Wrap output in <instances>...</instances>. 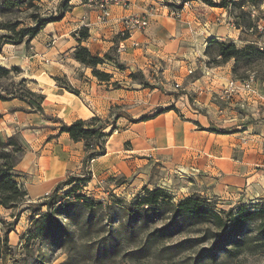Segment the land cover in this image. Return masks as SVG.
Segmentation results:
<instances>
[{
	"label": "crops",
	"instance_id": "1",
	"mask_svg": "<svg viewBox=\"0 0 264 264\" xmlns=\"http://www.w3.org/2000/svg\"><path fill=\"white\" fill-rule=\"evenodd\" d=\"M124 1L128 7L112 6L109 22L102 24L98 21L96 8L71 0L73 12H67L62 21L49 24L30 43L40 53L36 56L39 60L35 61L38 67L41 65V70L51 73L52 78L66 79L79 91L78 96L58 88L54 82V89L44 93L43 113L30 107L14 109L19 106L16 100L0 101L1 136H16L26 146L27 151L15 173L27 178L24 183L29 199L35 201L46 197L59 181L74 175L82 167L83 142L75 143L68 134H61L60 124H53L51 120L57 119L67 125L95 117L106 120L111 110L121 105L132 107L135 112L131 114L132 118L130 110L128 114L117 115L116 123L125 127L109 137L106 154L96 160L97 171L102 161L111 162V168L105 174L117 172L114 166L122 163L135 172L137 168L145 169L159 161L166 168L180 165L185 173L190 170L207 177L220 176L217 186L224 196L227 193L232 196L247 193L248 196L253 194L256 198H264V150L260 145L264 143V116H261L264 112V83L258 85V95L248 99L245 109L241 108L237 97L230 101L219 100L217 96L223 87L235 80V62L210 67L205 56L207 40L211 38L232 40L239 47L251 42L243 40L240 31L233 28L232 20H229L224 30L211 29L208 32L210 37L204 38L206 43L201 48L190 49L195 37L184 31L186 29L165 22L162 19L167 17L165 12L159 15V7L155 6L158 0ZM148 12L152 13L149 29L133 34L125 42L126 51L118 53V21ZM85 23L90 25V39L83 46L95 57L115 53L125 65L124 71L106 66L112 76L110 82L79 77L83 65L75 61L73 55L79 46L76 32ZM258 30L264 31L262 21L258 22ZM24 47L25 44L5 46L4 52L11 53L5 66L7 69L22 64L25 70L29 59L24 55ZM176 66L179 71L172 72ZM45 71L42 75L46 74ZM158 71L162 80L148 79L151 86L148 88L128 79L131 74L139 72L144 76L153 73V78ZM178 76L184 81V91L188 94L179 95L177 99L168 91L171 79ZM116 84L118 88L114 87ZM189 95L195 97V110L189 105L180 111V102ZM171 107L177 111H164ZM159 111L164 112L157 115ZM144 117L152 119L141 122ZM127 143H130L129 149L125 147ZM24 173H34L36 178L30 182L29 175Z\"/></svg>",
	"mask_w": 264,
	"mask_h": 264
},
{
	"label": "rangeland",
	"instance_id": "2",
	"mask_svg": "<svg viewBox=\"0 0 264 264\" xmlns=\"http://www.w3.org/2000/svg\"><path fill=\"white\" fill-rule=\"evenodd\" d=\"M70 1L39 0L38 5L44 17L56 16L59 13V9L67 2L71 7ZM74 1L77 2L78 0ZM214 1L220 2L222 0ZM240 1L242 0H234L232 2V12L220 8H214L218 9L216 11L212 10L211 7L201 0H158L156 2L158 5L155 6L159 7V15L165 12L167 17L163 16L162 18L165 22H168V24L174 23L179 29L182 28L183 30L186 29L184 31L191 32L195 37V41L191 42L190 49H197L198 46L201 48L206 43L204 38L210 37L208 32L213 28L224 30V28L228 27L229 20H232L233 28L240 31L243 40L251 42L241 45V47L237 45L239 48H244L251 44L256 49H264V31L258 30V22L262 21L264 23V13L261 11L264 0L253 1L255 4L254 18L251 16L254 10L252 9L253 7H247L245 10L239 9L237 4ZM170 10L178 12L181 16L176 19L169 17L166 13ZM71 12L73 11L70 9L68 13ZM226 12L227 14H225ZM243 12L249 14L250 20ZM75 13L78 15L79 10ZM10 20L23 22L22 27L33 25L25 14L10 17ZM249 22H253L252 30L248 28ZM3 34H7V32L0 31V35ZM226 41L232 40L222 39L220 42ZM257 42L263 45L255 44ZM39 44L44 46L40 42ZM5 46L0 55L1 68H6L7 61L11 58L10 52L7 50L4 52ZM24 48V55L28 57L29 64L25 70H23L24 66L22 64L10 68L18 71H13L7 79H0L1 94L7 96V93H11L10 98L15 96V93L22 89L19 86L22 82H25L23 84L25 89L43 96L45 91L49 93L50 89H54V82L58 88L70 85L66 79L56 81L57 77L52 78L50 76L51 73L41 70V65L38 67L35 61L39 60L36 56H40V53L36 51V46H32L29 43L25 44ZM216 53L217 50L214 48L212 54L216 55ZM252 54L255 55V51H252ZM109 55L115 61H105L103 65L98 66L97 70L109 74V69L106 66L112 65L119 71H124L125 65L119 60L118 55L115 53H109ZM16 57L23 58L18 55ZM207 58L209 60L208 56ZM262 61L255 55L250 66H245L243 62L240 63L238 72L258 77L261 72H264L260 66ZM68 62L71 63V61ZM43 63L45 64V62ZM212 66L210 65V67ZM81 69L83 70L79 73L81 79L90 77L93 81H96L97 78L93 75L94 69L86 66H82ZM39 71L41 72L38 73ZM43 71L46 74L42 75ZM178 71L177 66L172 69V72ZM160 72L158 71L154 74L153 78V73L144 76L139 72L134 74L136 78H131V75H133L131 74L128 79L138 84L145 83L150 86L148 79L157 80L159 78L162 80V76L159 75L161 74ZM178 78L180 77L171 79L172 85L170 88L168 87L170 89L168 94H174L175 96L188 94L184 91V81ZM97 80L99 81V79ZM175 82L181 84L180 89L176 88ZM259 84L262 86L263 83ZM114 87L118 88V84L114 85ZM75 90L79 93L77 89ZM15 100L19 106L14 109L22 110L29 107L26 103L21 102L20 99ZM33 101L39 102V99L33 97ZM193 104L195 105V97L190 98L189 95L188 99L185 98L184 101L180 102V111L188 108L189 105L195 110ZM128 110L131 111L129 115L135 112L132 107L124 105L116 106L111 110V115L104 120L111 125L105 131L109 137L116 135L125 127L116 123L117 115L120 113L128 114ZM261 116H264V112H261ZM51 121L53 124H60L57 119H52ZM2 137L4 139L9 138ZM109 137L106 139V143ZM16 138L24 149L25 155L26 146L18 137ZM260 145L264 150V143L261 142ZM125 147L129 149L130 143L125 144ZM83 151L84 159L81 169L74 175L67 176L59 181L49 195L41 200L33 201L28 199L23 206L16 210H6L0 207V237H4L6 231L10 232L12 230L8 235L9 250L0 256V264H264V245H260V248L252 253L244 248L235 250L232 247V238L230 237H225V243L219 246L215 260L212 258L214 254H210L200 263L196 261L199 258L198 256L204 249L213 250L215 240L192 249L182 250L181 248L175 249L173 247L183 240L202 236L207 230L205 226L195 227V225H189L184 227L179 225L181 220L172 224L170 216L158 215L153 217L145 213H134L137 210V204L140 199L146 196V190H164L171 195L174 203L198 196L201 199L214 202L218 210L233 211L234 214L240 208L257 204L263 198H256L253 194L248 196L247 193H236L233 196L227 193L224 196L217 186L220 176L207 177L190 170L185 173L180 165L166 168L159 161L145 167V169L137 168L135 172H132L126 164L122 163L119 166H114L118 169L117 172L105 174L106 170L111 168V162L102 161L99 165V171H97V158L84 164L85 158L89 154L86 151L85 143H83ZM122 159L127 160L124 157ZM88 173L91 174V181L83 186L77 194L63 200V205L59 204L51 209L42 206L55 193L63 195L68 192L71 187L64 184L71 177L84 178ZM24 174L29 175L30 182L36 178L34 173ZM42 174L45 175V173ZM21 179L23 183L27 181L24 176ZM80 197L81 199H78ZM82 198H86V200ZM84 203L90 204V208H86ZM50 210L53 218L63 229L57 232L55 237H50V242L45 243L40 241V239L30 240L29 236L32 238L33 234H36V231L40 228L42 229V234L46 233V224L40 223L39 220L41 216L46 215ZM16 216L18 217L15 218ZM167 229L170 231H166Z\"/></svg>",
	"mask_w": 264,
	"mask_h": 264
},
{
	"label": "trees",
	"instance_id": "3",
	"mask_svg": "<svg viewBox=\"0 0 264 264\" xmlns=\"http://www.w3.org/2000/svg\"><path fill=\"white\" fill-rule=\"evenodd\" d=\"M70 1V0H68ZM211 8H220L232 12V2L234 0H222L216 2L214 0H201ZM254 0H242L238 2V8L245 10L247 7H255ZM39 0H0V31H6L7 34L0 35V55L2 54L3 47L7 44L20 46L23 44L31 43L39 34L52 23L60 22L65 14L71 9L68 2L59 9L58 15H50L44 17L41 14V8L38 5ZM250 20L249 14L243 12ZM19 14H25L32 21L33 25L29 27H22L19 20L12 21L10 17H15ZM253 23V22H252ZM249 22V30L253 29V24ZM90 37L88 28H81L76 34V40L79 46L75 49L73 58L75 61L83 66L94 69L93 75L101 82H110L112 76L97 70L98 66L103 65L105 61H115L109 54L104 58L95 57L84 47L83 44ZM217 50L216 55L212 54L213 49ZM262 59L260 64L264 71V50L256 49L254 45H248L244 48H239L232 41L220 42L215 38H211L207 42L205 55L209 57L208 66H220L230 61H234L233 75L237 80H246L251 74L238 72L240 63L243 62L245 66H250L255 55ZM13 71L0 67V79H7ZM255 77L257 83H264V72L260 76ZM131 78H136V75H131ZM59 78L56 79L58 81ZM25 82L19 84L22 89H19L15 96L10 98L11 93L7 96L0 93L1 102H10L15 99H20L21 102L26 103L35 112L43 113V104L46 97L38 95L31 90L23 87ZM141 85L146 88L151 87L145 83ZM70 93L79 95L70 85L60 86ZM33 97H37L39 102L33 101ZM177 99L179 95L175 96ZM177 111L171 107L164 111ZM159 111L157 115L163 113ZM152 118L144 117L141 122L148 121ZM59 121V120H58ZM60 123V133H66L70 139L75 142H83L86 145V151L89 153L85 158L84 164L89 160L102 157L106 154V139L109 135L106 130L111 126L107 121L98 117L90 120H78L70 125L63 122ZM222 133V132H218ZM15 137V136H14ZM4 139L0 135V207L6 210H16L23 206L29 199L28 192L26 191L23 183L22 176L15 173L16 167L21 162L24 149L20 146L19 140L15 137ZM91 181V174L88 173L86 177H71L65 186L71 187L68 192L63 195L55 193L48 201L42 206L51 209L59 204L63 205V200L77 194L83 186ZM78 199H81L78 198ZM86 200V198H82ZM88 201V200H87ZM69 205V203H67ZM86 208H90V204L84 203ZM51 210L40 217L39 222L47 226L46 233L42 234V229H38L36 234H33L29 239H40L42 242H50V237L53 238L57 232L63 228L53 218ZM135 214L145 213L149 216L166 215L170 216L171 223L181 220L180 226L192 225L195 227L205 226L206 232L202 236H196L195 239H186L175 245L173 248L182 250L192 249L203 245L206 242L215 240L213 250L204 249L196 260L202 262L205 257L210 254L213 255V260L217 258V252L220 245L224 244L225 237L232 238L231 244L235 250L240 248L252 253L264 245V198L260 199L257 204L251 206H244L234 214L233 211L225 212L217 209L216 204L212 201L201 199L198 196L187 198L178 203L173 202V198L166 191L161 189L146 190V196L141 198L137 204ZM16 216L15 218H17ZM154 219V218H152ZM12 231V230H11ZM10 231V232H11ZM166 231H170L167 229ZM10 232H5L4 237H0V256L7 253L9 250L8 235ZM198 233V232H197ZM29 240V241H30ZM230 252V251H228Z\"/></svg>",
	"mask_w": 264,
	"mask_h": 264
},
{
	"label": "built area",
	"instance_id": "4",
	"mask_svg": "<svg viewBox=\"0 0 264 264\" xmlns=\"http://www.w3.org/2000/svg\"><path fill=\"white\" fill-rule=\"evenodd\" d=\"M79 1L84 5H88L90 7L96 8L97 12L99 13L98 21L102 24H107L109 22L111 18L110 10L112 6H119L124 9L128 7V3L124 0H79ZM252 9L254 10L251 16L254 18L255 7H253ZM261 11L264 13V5L261 6ZM151 15H152L151 12H148L147 14L144 15H130L127 17H123L120 21H118V24L120 25V31L117 34V37L119 39L118 53H124L126 51L127 48L125 42L129 38H131L133 34L146 32L149 29L152 19ZM168 15L171 18H175V19L181 16L178 12L172 10L168 11ZM83 27L89 29L90 25L88 23H85ZM77 33L78 31L76 32V34ZM89 39L90 37L88 38L86 43L89 41ZM94 41H96V39ZM52 44H54V39ZM135 46H138V44H135ZM190 74H193V71H191ZM176 88L180 89V85L176 84ZM258 93H259L258 83L255 81L254 75H251L246 80L235 79L230 81L226 86L223 87L221 92L218 94L217 98L222 101H230L233 98L237 97L241 102V108L245 109L248 99L257 96Z\"/></svg>",
	"mask_w": 264,
	"mask_h": 264
}]
</instances>
